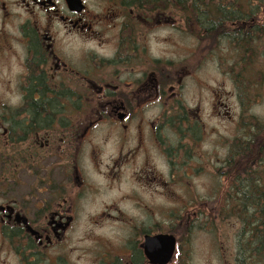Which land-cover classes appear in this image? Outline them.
<instances>
[{
    "label": "flooded vegetation",
    "instance_id": "obj_1",
    "mask_svg": "<svg viewBox=\"0 0 264 264\" xmlns=\"http://www.w3.org/2000/svg\"><path fill=\"white\" fill-rule=\"evenodd\" d=\"M185 1L0 0V264H73L70 234L88 207L95 224L130 232L96 241L91 264H187L201 213L220 207L197 197L219 177L234 192V142L219 169L203 115L232 120L230 105L205 83L209 102L197 92L187 103L191 71L153 48L174 29L199 44L217 33ZM225 1L228 45L248 29L263 43L249 0Z\"/></svg>",
    "mask_w": 264,
    "mask_h": 264
},
{
    "label": "rangeland",
    "instance_id": "obj_2",
    "mask_svg": "<svg viewBox=\"0 0 264 264\" xmlns=\"http://www.w3.org/2000/svg\"><path fill=\"white\" fill-rule=\"evenodd\" d=\"M252 4L258 5V17L264 21V0H252ZM249 5L250 0L248 1ZM187 28L186 24V30ZM220 29L217 31L222 35L224 30L222 27ZM174 30L169 34L170 40L165 51H160L161 48H158L157 45H154L153 48L159 54L168 55L169 59L174 62L171 63V66L183 65L182 70L187 69L189 71L187 73L191 71L192 75L187 74L192 79L188 86L190 90L186 95L187 103L195 104L199 84L205 83L208 85L207 88L216 86L218 93L222 94L223 101L231 107L232 120L226 119V117H214L209 115L208 111L203 115V124L206 125V130L201 141L205 146L217 145L219 153L216 167L221 169L219 158H223L225 155V149H221V147L225 146L226 142L233 141L235 144V140L242 135L247 139L252 133L255 134L258 125L264 126V42L262 43L255 37L251 44L252 51L245 54L235 40L231 47L228 45L227 39L222 36L210 38L205 37L204 34L199 44L197 39L188 35L190 34L188 30L184 36H180L181 34L176 29ZM226 38L231 40L232 36L228 35ZM178 42L185 44V48L175 47ZM196 46L199 47L194 51ZM229 73L233 75V79ZM193 77L196 79L194 85ZM239 86L244 88L241 89ZM199 93L206 96V101L209 102L211 92L203 90ZM229 94L232 95L228 96ZM198 130H201L200 126ZM260 136H264V131ZM260 143L256 140L251 145L259 146ZM211 165L214 166L213 163ZM261 168V172L264 173V160H262ZM235 169L234 165V171ZM216 182L219 187L218 191L213 195H203L197 198L201 203L207 202L212 207L214 204H218V207L220 206L217 212L218 216L216 218L214 212L209 211L201 213L202 227L195 230L194 248L191 255L187 256V264H237L235 260L239 246L237 231L241 227L240 219L232 210L233 208H230V205L234 203L233 197L229 199L230 195L224 193L227 180L219 177ZM203 183L201 188H203ZM229 200L233 203L230 204ZM229 208L230 212L224 215L223 213L227 212ZM98 214L94 207H88L79 214V221L70 234L74 249L73 264H91L89 262L93 258L91 254L101 251L97 242H116L118 238L130 235L128 224L114 221H105L101 225L95 224L94 218ZM127 214L130 215L131 212ZM85 247L87 248L84 250ZM81 255H83L82 258H80Z\"/></svg>",
    "mask_w": 264,
    "mask_h": 264
},
{
    "label": "trees",
    "instance_id": "obj_3",
    "mask_svg": "<svg viewBox=\"0 0 264 264\" xmlns=\"http://www.w3.org/2000/svg\"><path fill=\"white\" fill-rule=\"evenodd\" d=\"M240 5H241V1ZM179 4V2H175ZM228 2L225 0H186L185 7L189 13H195L196 8L200 7L202 28L212 30H221L222 35H227V19L224 15L228 12L226 6ZM197 6V7H196ZM249 13L252 17L258 12V5H253L250 0ZM195 8V9H194ZM235 20V19H233ZM216 28V29H215ZM218 28V29H217ZM246 32V33H243ZM221 32L212 35H204L205 37L213 38L221 36ZM257 32L253 33L252 29L248 31L232 32V37L239 43V48L247 54L252 51V37H258ZM251 38V39H250ZM251 62V61H249ZM241 77V76H240ZM246 85V84H242ZM243 89L244 87L239 86ZM257 131L249 135L247 140L242 135L235 140L234 150V192L230 195V208L236 212L240 219L241 227L237 231V243H239L236 254L237 264H264V188L260 184L258 174L261 173V165L264 153V136H260L264 131V126L258 125ZM261 142L260 145H251L255 141ZM244 141H248L249 145L245 146ZM248 147V154H245ZM247 156L246 161L243 159ZM237 164V166H236ZM227 207V206H226ZM225 207V209H227ZM230 208L227 214L230 212Z\"/></svg>",
    "mask_w": 264,
    "mask_h": 264
},
{
    "label": "water",
    "instance_id": "obj_4",
    "mask_svg": "<svg viewBox=\"0 0 264 264\" xmlns=\"http://www.w3.org/2000/svg\"><path fill=\"white\" fill-rule=\"evenodd\" d=\"M154 262L156 263L157 261H156V260H154ZM163 263H166V262H163Z\"/></svg>",
    "mask_w": 264,
    "mask_h": 264
}]
</instances>
